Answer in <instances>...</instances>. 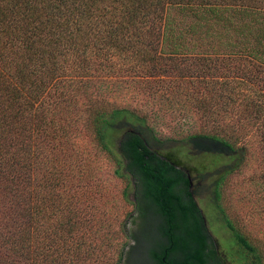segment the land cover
Returning <instances> with one entry per match:
<instances>
[{"label":"trees","instance_id":"obj_1","mask_svg":"<svg viewBox=\"0 0 264 264\" xmlns=\"http://www.w3.org/2000/svg\"><path fill=\"white\" fill-rule=\"evenodd\" d=\"M98 78L186 106L201 128L168 145L150 113L95 94ZM83 128L127 178L125 195L133 188L130 222L150 211L169 234L154 264L225 261L196 214L203 191L239 264H264L223 202L228 177L256 153L264 189V0H0V264L102 263V211L80 176ZM187 169L204 171L193 189ZM127 226L134 242L113 264L131 263Z\"/></svg>","mask_w":264,"mask_h":264},{"label":"rangeland","instance_id":"obj_2","mask_svg":"<svg viewBox=\"0 0 264 264\" xmlns=\"http://www.w3.org/2000/svg\"><path fill=\"white\" fill-rule=\"evenodd\" d=\"M93 82L95 94L100 95L111 103L137 106L142 111L151 114L153 130L159 138L174 146L179 140L187 138L201 128V121L184 107L169 104L147 93L136 82L113 79H96ZM183 109V110H182ZM78 151L83 154V167L80 176L87 184L86 201L99 207L102 215V226L99 233L93 237L102 246L103 256L100 264H113L123 244L134 241L127 237L123 230L126 221L129 228H135L138 239L130 264H154L150 258L152 248L157 246L160 236L159 219L149 211L138 220L135 226L130 222L129 214L134 210L133 188H129V196L125 195L128 180L118 176L116 165L112 158L95 143L93 137L80 129L76 139ZM156 143V142H154ZM158 144V143H157ZM159 145V144H158ZM201 148L213 145L200 143ZM215 148V146H214ZM261 158L258 153L252 155L246 165L232 173L226 181L223 202L231 218L236 221L250 239L259 244L264 251V189L257 182L256 172H260ZM255 179V180H254ZM198 181H196L197 183ZM196 199L207 218L208 226L214 235L217 249L223 260L222 264H239L235 255L236 245L230 230L224 225L213 205L208 203L206 191L196 193ZM208 264H218L217 259Z\"/></svg>","mask_w":264,"mask_h":264},{"label":"flooded vegetation","instance_id":"obj_3","mask_svg":"<svg viewBox=\"0 0 264 264\" xmlns=\"http://www.w3.org/2000/svg\"><path fill=\"white\" fill-rule=\"evenodd\" d=\"M203 172L204 171H195V170H188V169L182 171V173H184L186 175L185 178H187L190 181L192 189H193L194 184L196 183V181H202L204 179L203 177H201V174H203ZM216 172L217 171H209V172H206V173L213 174V173H216ZM174 173H178V172L175 171ZM174 176H175V180H176L175 182L177 183V186L175 188H176V190H179L180 183L183 182L185 180V178H181V177L179 178L178 174H174ZM205 180L206 181H211V180H214V179L213 178H205ZM193 197H194V199H196V195L195 194L193 195ZM196 214H199V216H200L199 218H200V221L202 222L201 227H202L203 235L205 237H207L211 241L214 240L215 239L214 235L212 234V232L209 229L207 218L205 216V213H204L203 209L200 208L199 212L196 213ZM159 236H160V240L162 239V240H165V241H167L168 238L170 237L169 234L162 233V232H159ZM215 245L217 246V243H215ZM159 249H160V246H159ZM154 261L157 262V264H161V261H159L156 257H154ZM210 262H214L215 263V260L211 259Z\"/></svg>","mask_w":264,"mask_h":264}]
</instances>
